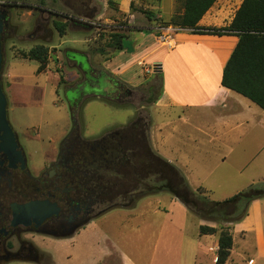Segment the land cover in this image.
<instances>
[{
    "label": "rangeland",
    "instance_id": "obj_1",
    "mask_svg": "<svg viewBox=\"0 0 264 264\" xmlns=\"http://www.w3.org/2000/svg\"><path fill=\"white\" fill-rule=\"evenodd\" d=\"M113 1L114 6L109 0H0V4L12 7L11 24L16 27L4 41L3 82L9 119L36 174L56 155L59 141L72 129L64 90L73 88L77 79L72 84L65 79V84L61 82L65 71L76 70L75 62L68 60L69 52L89 51L84 54L96 65L113 51L107 40L114 32L124 31L129 37L139 32L147 36L152 31L174 36L182 30L166 22L183 13L184 0H134L133 18L123 12H130L132 0ZM146 11L152 12V21ZM56 22L65 24V35H60ZM131 26L143 30L133 31ZM37 46L48 49L46 72L40 74L38 61L22 57ZM101 49L105 54L99 53ZM143 77L142 84L130 87L134 98L128 104L94 96L101 100L85 99L78 108L81 131L91 141L123 128L130 133L133 128L128 127L138 116L146 118L150 127L145 138L142 128L133 130L141 139L119 173L107 175L112 181L109 202L103 204L105 211L100 216L83 227L89 225L86 230L78 231L75 241L79 245L28 235L47 252L44 264H216L222 231L233 238L226 264H264V198L254 210L253 202L248 208L213 203L252 187H264V148L255 161L250 160L259 151L255 144L249 149L238 148L223 160L220 155L224 150L211 148L205 141L193 145L178 133L184 128L176 120L179 111L160 105L162 86L154 69L145 68ZM167 121L170 125L159 132ZM163 156L196 192L191 198L199 216L170 191L161 190L172 183L176 188L180 185L182 194L186 191L181 176L161 161ZM201 226L215 228L217 233L201 235Z\"/></svg>",
    "mask_w": 264,
    "mask_h": 264
},
{
    "label": "crops",
    "instance_id": "obj_2",
    "mask_svg": "<svg viewBox=\"0 0 264 264\" xmlns=\"http://www.w3.org/2000/svg\"><path fill=\"white\" fill-rule=\"evenodd\" d=\"M242 3L243 0H217L198 25L202 29L229 26ZM131 9L130 12L123 9V12L133 18L135 13ZM131 30L143 29L131 26ZM238 42L239 37L236 35L194 33L189 29H182L168 40H163L154 33L146 36L139 32L132 33L130 37L127 35L123 44L124 50L115 52L111 48L113 51L105 59L102 57L96 65L92 64L90 56L86 57L89 60V69L106 74L128 89L142 84L144 69L153 68L154 73L160 74L163 93L160 105L173 106L179 111L176 120L185 128L183 132H178L182 134L181 137L191 141L193 145L205 141L211 148L224 150L220 155L224 157L223 160L231 157L236 149H249L255 144L254 148L259 151L253 153L250 159L255 161L262 152L260 150L264 148V109L222 85L224 69ZM76 78L77 72L74 68L65 71L63 79L69 84ZM85 99L90 102L101 100L94 96ZM169 125L168 121L162 123L158 131L162 133ZM184 131L189 132L184 135ZM252 133L254 137L251 136ZM163 157L171 163L168 157ZM259 203L260 200L254 201L251 208L254 210ZM75 236L79 235L53 240L69 241L70 246L76 247L80 243L75 241ZM11 264L37 263L19 261ZM94 264H101V261Z\"/></svg>",
    "mask_w": 264,
    "mask_h": 264
},
{
    "label": "flooded vegetation",
    "instance_id": "obj_3",
    "mask_svg": "<svg viewBox=\"0 0 264 264\" xmlns=\"http://www.w3.org/2000/svg\"><path fill=\"white\" fill-rule=\"evenodd\" d=\"M0 9L7 15L2 34L5 41L16 32V27L11 24L12 7L0 4ZM67 56L68 60L76 64L77 80L73 88L64 90V96L76 116L78 108L88 96H105L116 102L125 98L122 100L127 104L133 100V92L123 84L106 74L89 69L90 64L83 66V53L69 52ZM106 88L109 89L107 92ZM115 93L118 97L110 96ZM76 119L75 126L72 125L71 131L59 141L56 155L45 162L38 174L32 171L22 146L26 161L24 166L5 153H0V264L19 261L44 264L47 252L28 235L69 238L105 211L102 207L109 202L112 181L106 177L102 161L108 159L102 155L95 158L88 152V149L92 150L91 144L100 148L105 136L93 141L85 138ZM149 123L146 118L138 116L128 128H142L145 138ZM133 130L121 136L131 145L130 155L135 149L134 144L141 139L139 132ZM129 156H116L112 161H126L127 164ZM120 166L114 167L111 173L118 174ZM34 201L52 206V212L47 214L36 208L32 216L24 213L22 206Z\"/></svg>",
    "mask_w": 264,
    "mask_h": 264
},
{
    "label": "trees",
    "instance_id": "obj_4",
    "mask_svg": "<svg viewBox=\"0 0 264 264\" xmlns=\"http://www.w3.org/2000/svg\"><path fill=\"white\" fill-rule=\"evenodd\" d=\"M216 1L217 0H184L183 13L173 15L166 24L178 26L182 29H189L194 33L202 32L215 35L238 36V45L223 72L222 85L243 95L257 104L260 108L264 109V0H243L241 7L229 26L219 29H202L198 24ZM133 2L134 0H132L131 8L136 10ZM109 4L114 6L115 2L109 0ZM151 13L148 11L145 12L150 21L154 19ZM55 25L60 35H65V24L56 22ZM152 33H154V31H152ZM156 36H160V34H156ZM125 38H127V36L124 32H114L107 40V47L112 48L115 52L122 51L124 50L123 44ZM99 52L105 54L104 49H101ZM22 57L38 61V73H42L46 70L48 60V49L46 47H34L29 52L23 53ZM86 58V55L83 53V66L86 64ZM156 74L160 76L159 73ZM61 82L64 84L66 83L63 78H61ZM124 131V128L115 130L105 136L102 141L103 145L100 148L91 144L92 150L88 149L91 156L95 158H99L100 155L107 157V161H102L106 177L112 172L114 167L126 164V161H122L121 163L113 162V157H122L123 155L128 157L131 154V145L125 139L121 138ZM117 134H119V136H117ZM112 135L115 137H113L114 139ZM161 161L175 173H180L175 166L171 165L166 160L161 159ZM180 176L181 186L185 188L184 190H186L187 193H185V191L182 194L179 190L180 185L176 188L171 185L172 183L165 184L161 190L170 191L193 213L199 216L200 212L197 210L195 202L191 198L193 195H196V192L191 190L182 177V174ZM200 190L199 188L197 192H200ZM262 198H264V187L256 186L225 201L213 203L217 207L241 205L244 208H248L252 202ZM224 221L228 220L225 219ZM215 233H217L215 228L208 226L200 227L201 235H212ZM232 246V235L228 231H222L218 240L216 264H226L231 255Z\"/></svg>",
    "mask_w": 264,
    "mask_h": 264
},
{
    "label": "water",
    "instance_id": "obj_5",
    "mask_svg": "<svg viewBox=\"0 0 264 264\" xmlns=\"http://www.w3.org/2000/svg\"><path fill=\"white\" fill-rule=\"evenodd\" d=\"M7 18L6 13L0 9V153L3 152L6 155L10 157V159H15V161L20 162L22 166L25 165V152L21 148V144L19 141V136L15 132L13 126L11 125L10 119H9V101L8 97L5 93L4 85H3V75L5 70V64H6V54H5V43L3 41V23L4 20ZM86 64L88 66V58H86ZM107 92V89H105ZM111 97L116 98L118 97V94H110ZM100 97V96H97ZM122 97H125L124 94H122ZM119 102H123L121 99ZM72 114V120H73V126H75L77 119L76 114L74 112H71ZM22 208L25 209L24 213L33 215V210L36 208H40L41 212L43 213H51L53 207L50 205H47L45 203H39V202H31L28 203ZM16 212V211H15ZM248 213V211L245 212V215ZM46 214V215H47ZM17 220V214L14 216V220ZM16 220L14 221L16 223ZM13 222V223H14Z\"/></svg>",
    "mask_w": 264,
    "mask_h": 264
},
{
    "label": "built area",
    "instance_id": "obj_6",
    "mask_svg": "<svg viewBox=\"0 0 264 264\" xmlns=\"http://www.w3.org/2000/svg\"><path fill=\"white\" fill-rule=\"evenodd\" d=\"M159 38H161V39H163V40H168V39H170V35H165V34H163V35H160V36H158Z\"/></svg>",
    "mask_w": 264,
    "mask_h": 264
}]
</instances>
